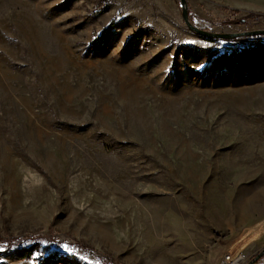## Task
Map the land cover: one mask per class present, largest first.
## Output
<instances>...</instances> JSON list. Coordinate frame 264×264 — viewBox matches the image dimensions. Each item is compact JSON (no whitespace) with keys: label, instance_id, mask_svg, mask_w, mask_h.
I'll list each match as a JSON object with an SVG mask.
<instances>
[{"label":"rangeland","instance_id":"1","mask_svg":"<svg viewBox=\"0 0 264 264\" xmlns=\"http://www.w3.org/2000/svg\"><path fill=\"white\" fill-rule=\"evenodd\" d=\"M185 1L264 28V0ZM241 36L178 0H0V236L57 239L0 264H264V34Z\"/></svg>","mask_w":264,"mask_h":264},{"label":"water","instance_id":"2","mask_svg":"<svg viewBox=\"0 0 264 264\" xmlns=\"http://www.w3.org/2000/svg\"><path fill=\"white\" fill-rule=\"evenodd\" d=\"M179 1V6H180V14L181 17L186 24V26L193 31H195L198 34H201L205 37H231V36H237V35H243V34H264V28H257V29H251V30H244V31H239L235 33H227V32H217V31H212V30H207L203 28H199L195 26L189 19L188 17V11H187V4L185 0H178ZM264 251V248L261 249L255 256L257 257Z\"/></svg>","mask_w":264,"mask_h":264},{"label":"trees","instance_id":"3","mask_svg":"<svg viewBox=\"0 0 264 264\" xmlns=\"http://www.w3.org/2000/svg\"><path fill=\"white\" fill-rule=\"evenodd\" d=\"M188 10V15L189 18L191 19L192 15L190 13L189 8ZM225 23L232 22L231 19L225 20ZM249 34L242 35L241 38H249ZM44 240H49V241H57L56 238L51 237V236H45V235H27V236H21V235H10L6 237L0 236V251H4L7 249L11 248H16L21 246L24 242H35V241H44ZM105 264H113L109 259H102Z\"/></svg>","mask_w":264,"mask_h":264},{"label":"built area","instance_id":"4","mask_svg":"<svg viewBox=\"0 0 264 264\" xmlns=\"http://www.w3.org/2000/svg\"><path fill=\"white\" fill-rule=\"evenodd\" d=\"M222 264H232L233 258L229 254H225V256L222 259Z\"/></svg>","mask_w":264,"mask_h":264}]
</instances>
